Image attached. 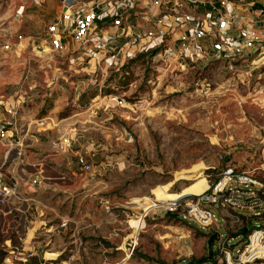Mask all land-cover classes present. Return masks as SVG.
Segmentation results:
<instances>
[{
	"label": "rangeland",
	"instance_id": "obj_1",
	"mask_svg": "<svg viewBox=\"0 0 264 264\" xmlns=\"http://www.w3.org/2000/svg\"><path fill=\"white\" fill-rule=\"evenodd\" d=\"M56 3L0 0V96L19 90L27 94L29 102L21 118L50 117L55 134L67 122L78 120L84 127L82 135L100 143L97 163L105 162L109 170L102 179L89 183L78 175L79 185L70 192L55 184L22 188L32 199L31 208L36 206L34 218L66 224L71 219L77 224L75 233L73 227L64 236L36 231L32 246L38 259L46 261L43 264H181L191 258L206 259L208 234L216 233L212 242L216 253L210 259L223 264L220 246L226 242L236 252L246 237L225 238L224 231L231 236L244 225L231 221L235 215L229 217L230 211L211 205L213 220L200 227L181 209L169 213L157 205L200 192L206 186L205 176L212 179L226 164L257 169L260 176L264 171V102H238L230 95L202 96L193 91L195 72H173L146 59L135 60L126 71L114 73L112 69L93 77L89 84L97 91L92 98H80L89 87H85L89 77L77 87L69 82L47 87L51 72L37 69L30 39L53 19ZM16 35L24 37L21 47L5 52L2 46ZM125 75L129 79L124 87L120 80ZM208 75L205 71L202 76L209 79ZM202 76L198 83L205 80ZM112 90L116 93L103 95ZM116 160L122 163L120 173L110 168ZM262 219H256L259 225H264ZM1 220L9 222V218ZM0 233L5 235V229ZM122 256L126 259L120 262ZM9 263L0 260V264ZM23 263L38 264L33 258Z\"/></svg>",
	"mask_w": 264,
	"mask_h": 264
},
{
	"label": "built area",
	"instance_id": "obj_2",
	"mask_svg": "<svg viewBox=\"0 0 264 264\" xmlns=\"http://www.w3.org/2000/svg\"><path fill=\"white\" fill-rule=\"evenodd\" d=\"M56 5L53 19L30 39L37 69L51 72L47 87L68 82L77 87L89 77L88 87L102 71H119L139 54H150L166 70L195 72L193 91L202 96L264 102V0H57ZM23 39L16 35L2 48L17 51ZM205 71L209 79L202 76ZM201 76L205 80L198 83ZM28 102V95L20 90L0 96V230L5 229L0 247L9 264L38 259L32 246L36 231L50 234L66 226L64 220L51 230L32 224L36 206L31 208L32 199L22 188L35 187L42 169L26 171L22 155L28 137L54 124L45 115L21 118ZM77 140L66 134L58 138L62 151ZM73 164L79 173L93 171L82 153H74ZM205 177L207 186L202 191L157 206L169 213L181 209L200 227L211 224V205L230 211L229 217L249 212L264 219V171L259 176L257 169L226 164L212 179ZM237 220V216L231 219ZM253 222L255 227L236 252L226 242L220 246L223 264H264V225Z\"/></svg>",
	"mask_w": 264,
	"mask_h": 264
},
{
	"label": "crops",
	"instance_id": "obj_3",
	"mask_svg": "<svg viewBox=\"0 0 264 264\" xmlns=\"http://www.w3.org/2000/svg\"><path fill=\"white\" fill-rule=\"evenodd\" d=\"M77 121L78 120H75L73 121V123L67 122L63 125L64 129L58 130L56 134L51 132L50 129V131L37 133L36 137H28V146L23 152L21 163L23 164L25 170L30 172L36 170V168L38 167H41L42 172L40 176H38V183H36L35 187H47L50 183V185L55 184L58 187L64 188L66 191L70 192L77 186V184L79 185L76 180L78 179V175H81L80 177L84 183H89L94 179H102L107 174L105 170H109L108 165H106V163L102 161V163H97L101 156V153H97L100 150L98 148V145H100V143L97 142V139L95 138L84 137L82 135L84 127L82 125H79L80 123H77ZM62 134H66L71 139L76 137L78 139L77 144L74 143L72 144L71 149L62 151L63 148L58 141L59 136ZM76 147L77 149H75ZM75 152L82 153L86 157V159L88 157L90 163L93 164V171L91 174L79 173V171L75 168L73 164V157ZM119 160H116L110 165V168H115L117 170V173H120V171H122V169H120L122 163L119 162ZM35 165L37 167H35ZM111 174V176H114L113 174L115 173ZM32 188L33 187H31L30 190H33ZM57 223V221L55 223H49L48 221L44 222L42 218H34L32 222L34 227H36L37 224H41L44 228H48L50 230L57 228ZM22 224L26 225L25 221H22ZM73 227L75 233L77 231V224L74 220L69 219L65 227H63L62 229H56V231H53L50 235H58L60 233L62 234V236H64L66 232H70V229ZM38 228L39 227H37V229ZM123 257L124 256L120 258V262L126 259ZM32 258L36 259L35 257ZM36 260L38 264H43L46 262L39 261L38 259ZM16 262H18V264L26 263H23L24 261ZM47 263L52 264V261H49Z\"/></svg>",
	"mask_w": 264,
	"mask_h": 264
},
{
	"label": "trees",
	"instance_id": "obj_4",
	"mask_svg": "<svg viewBox=\"0 0 264 264\" xmlns=\"http://www.w3.org/2000/svg\"><path fill=\"white\" fill-rule=\"evenodd\" d=\"M138 59H142V60L146 59L149 63L152 62V57H151L150 54H145V55L144 54H139L134 60L129 61L128 64L124 65L123 68L120 69V70H123V71L128 70L129 69V66L132 63H134L135 60H138ZM116 72L117 71H115L114 73H116ZM109 79H110V77H109ZM128 79H129L128 75L123 76V79L120 80V84L125 87L127 85V83H128ZM96 91L97 90H96V87L95 86H89L88 88H85V90L80 94V98H83V97L92 98L93 96L96 95ZM111 93H116V91H113L112 90V91H109V92H106V93L103 92V95H109ZM62 118H66V117L64 116ZM232 214L238 217V220L235 221V224L242 222L244 225L239 229V232L238 233L232 234L231 236H228L226 234V231H224L225 232V234H224L225 238H228V237H230V238L232 237L233 238V237L241 236L240 234H247L248 231H249L247 229L248 226H251V228L255 227L256 223H251V221H252L253 218L254 219H257L258 218L257 216H254V215H246V216H244V215L236 214V213H232ZM210 234H208V236ZM242 240L243 239L241 238V241ZM0 251H1L0 252V260H2L3 259V256L5 255V252L3 250H0ZM212 252L216 253L215 251H212ZM204 262H206L208 264H215L216 263L212 259H208V260L207 259H203L202 260V259H193V258H191V259H188L186 262L181 263V264H201V263H204Z\"/></svg>",
	"mask_w": 264,
	"mask_h": 264
},
{
	"label": "water",
	"instance_id": "obj_5",
	"mask_svg": "<svg viewBox=\"0 0 264 264\" xmlns=\"http://www.w3.org/2000/svg\"><path fill=\"white\" fill-rule=\"evenodd\" d=\"M248 230L251 229V226H248L247 228ZM216 238V233H211L209 236H208V239L206 240V259H210V256H211V253H212V242L213 240Z\"/></svg>",
	"mask_w": 264,
	"mask_h": 264
},
{
	"label": "bare ground",
	"instance_id": "obj_6",
	"mask_svg": "<svg viewBox=\"0 0 264 264\" xmlns=\"http://www.w3.org/2000/svg\"><path fill=\"white\" fill-rule=\"evenodd\" d=\"M205 180H206V179H205ZM206 186H207V181H206ZM206 186H205V187H206ZM205 187H204L203 189H205ZM203 189H202V190H203ZM202 190H201V191H202Z\"/></svg>",
	"mask_w": 264,
	"mask_h": 264
}]
</instances>
